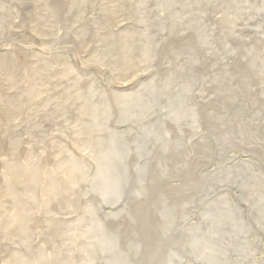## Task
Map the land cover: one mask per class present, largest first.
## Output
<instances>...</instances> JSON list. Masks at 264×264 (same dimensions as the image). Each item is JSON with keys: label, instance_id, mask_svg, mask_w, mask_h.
I'll list each match as a JSON object with an SVG mask.
<instances>
[{"label": "rangeland", "instance_id": "rangeland-1", "mask_svg": "<svg viewBox=\"0 0 264 264\" xmlns=\"http://www.w3.org/2000/svg\"><path fill=\"white\" fill-rule=\"evenodd\" d=\"M0 264H264V0H0Z\"/></svg>", "mask_w": 264, "mask_h": 264}]
</instances>
